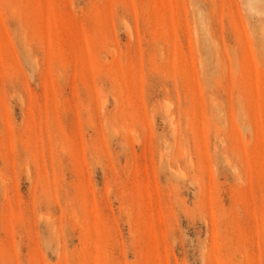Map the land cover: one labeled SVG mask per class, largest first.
<instances>
[{"label": "rangeland", "instance_id": "rangeland-1", "mask_svg": "<svg viewBox=\"0 0 264 264\" xmlns=\"http://www.w3.org/2000/svg\"><path fill=\"white\" fill-rule=\"evenodd\" d=\"M0 264H264V0H0Z\"/></svg>", "mask_w": 264, "mask_h": 264}]
</instances>
